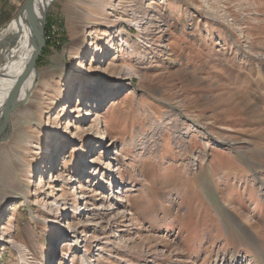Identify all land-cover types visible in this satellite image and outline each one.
Segmentation results:
<instances>
[{"label": "rangeland", "instance_id": "obj_1", "mask_svg": "<svg viewBox=\"0 0 264 264\" xmlns=\"http://www.w3.org/2000/svg\"><path fill=\"white\" fill-rule=\"evenodd\" d=\"M23 2L0 0V31ZM47 16L60 46L0 139V264H260L228 214L264 248V0Z\"/></svg>", "mask_w": 264, "mask_h": 264}, {"label": "bare ground", "instance_id": "obj_2", "mask_svg": "<svg viewBox=\"0 0 264 264\" xmlns=\"http://www.w3.org/2000/svg\"><path fill=\"white\" fill-rule=\"evenodd\" d=\"M48 1L49 0H35L34 6L37 21L41 19L45 8L48 6ZM36 45L37 37L35 35L33 25L23 14V12L18 13L14 20L8 22V24L0 31V108L6 101H10V103L14 104L20 103L22 101L24 102L26 100L23 99L29 93H31L37 72L33 69L27 71L26 65L30 59V56L32 55L33 50L36 48ZM23 74L25 75V78L21 81V83H19V85L15 89H11L13 87L14 82ZM88 78H90V75ZM95 85L96 84H92V86L88 85L87 89H89V87H92L93 90L95 89ZM87 114L90 115V113L88 112ZM1 119L2 116L0 114V120ZM76 129H78L79 131L82 128L80 129V127L76 126ZM66 135L69 134L66 133ZM104 137V133H102L98 129L95 138H99L101 140H98L97 142H102V140H104ZM95 160H97V158ZM98 161L101 164V160ZM63 172L59 170L55 177L61 178V181H65L66 176H63ZM114 188H118V186H114ZM260 194L264 198V193ZM71 206H74V204H72ZM99 215V211L97 210L95 213L92 214L93 217H96L95 219L99 218ZM228 216H230V219L233 223H237L238 228L241 230V233L246 237V240H248L249 243H251L252 247L258 252L256 255V252L253 250L251 254L255 252L254 255L258 256L260 264H264V248L263 246H261V240L256 234L253 233L254 231H252L254 229L260 228L261 221L258 219L259 221L255 222L254 224L247 225L245 222L241 221V219H239L237 215L233 213L228 214ZM94 222L95 221H91L89 225H95ZM66 235L67 233L64 236L66 237Z\"/></svg>", "mask_w": 264, "mask_h": 264}, {"label": "water", "instance_id": "obj_3", "mask_svg": "<svg viewBox=\"0 0 264 264\" xmlns=\"http://www.w3.org/2000/svg\"><path fill=\"white\" fill-rule=\"evenodd\" d=\"M51 0L48 1V4ZM35 0H24L23 4H22V8L20 9V11L18 13L23 12V14L27 17V19L32 23L34 31H35V35L37 37V45L36 48L33 50L32 55L30 56V59L26 65V69L27 71H29L30 69L36 70L35 68V64H36V60L39 56V54H41V50L45 45V37H44V28H45V16H46V9L43 12L41 19L39 21H37V16L35 13V6H34ZM40 22V23H39ZM25 74V73H24ZM20 76L13 84V87L11 89H15L19 83H21V81L25 78V75ZM24 100V99H23ZM21 103V102H20ZM20 103L14 104V103H10V101H6L4 102V104L1 106L0 108V114L2 116V119L0 120V139L3 137L4 133L6 132L5 130H7L8 125H9V119H10V112L13 111L16 106H18ZM23 103V101H22Z\"/></svg>", "mask_w": 264, "mask_h": 264}, {"label": "trees", "instance_id": "obj_4", "mask_svg": "<svg viewBox=\"0 0 264 264\" xmlns=\"http://www.w3.org/2000/svg\"><path fill=\"white\" fill-rule=\"evenodd\" d=\"M49 22H51V21H49V17L47 16V17H46L45 31H46V28H47V25H48ZM45 31H44V32H45ZM50 43H52V45L54 44L53 46H55V47H57V48L60 46V45H56V44L53 43L52 41H48V40L46 39L45 46H44L43 49L41 50V55H40V57L37 59V62H40V61L42 60V57L45 56V52H46L47 49H49V47H50ZM37 62H36V63H37Z\"/></svg>", "mask_w": 264, "mask_h": 264}]
</instances>
